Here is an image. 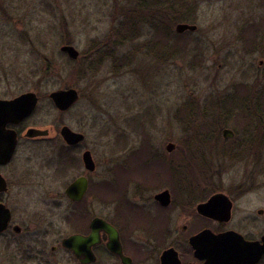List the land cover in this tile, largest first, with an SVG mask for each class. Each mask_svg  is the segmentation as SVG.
I'll return each instance as SVG.
<instances>
[{
	"label": "flooded vegetation",
	"instance_id": "af4514ba",
	"mask_svg": "<svg viewBox=\"0 0 264 264\" xmlns=\"http://www.w3.org/2000/svg\"><path fill=\"white\" fill-rule=\"evenodd\" d=\"M47 2L43 3L49 10ZM7 10L2 13L8 14ZM26 21L24 18L22 22ZM29 24L26 22V26ZM55 28L53 25L46 31ZM262 29L239 28L235 44L238 50L230 51L227 59L238 57L232 64L236 71H242L227 88L220 87L217 104L207 107L217 120L210 125L182 123L185 131L200 129L204 136L185 137L178 144L168 142L166 153L148 141L152 153L146 160L152 163L144 162L153 169L150 185H144L137 174L126 181L122 177L121 190L110 186L108 179L94 181L98 162L84 133L69 127L84 135L82 141L69 144L61 134L66 125L55 128L34 122L41 102L37 92L0 93V264H264V228L256 236L245 233L254 226L264 227V209L254 210L251 206L256 186L246 179L225 192L204 186L208 177L205 171L189 170L197 164L204 166L208 154L223 152L236 161L235 165L246 166L264 157V68L254 75L253 64H247V57H264ZM197 30L198 26L195 31L178 34ZM22 31L26 44L34 45L37 37ZM56 33L52 32L54 37ZM64 46L74 45L65 42L61 52L79 64L81 53L74 60L62 51ZM157 46L161 51L157 52ZM144 51L150 60L153 56L172 57L167 44L162 47L155 41L148 42ZM258 65L263 67L264 60ZM29 93L36 98L30 114L25 112L23 101L16 103ZM52 93L50 101L62 112L52 100ZM220 98L229 99L230 104L222 105ZM185 104L193 103L185 102L180 108L184 109ZM220 119L234 122L236 128L229 129L225 121L217 125ZM31 130L47 134L30 135ZM145 145V139H141V148ZM170 145H174L171 150ZM37 151L41 158L34 160L29 154ZM86 152L92 154L94 170L84 162ZM119 163L124 167L123 161ZM190 173L199 174L202 184ZM129 180L132 185L126 184ZM79 181L70 196L68 189ZM163 193L167 195L158 198ZM214 198L220 200L210 204ZM61 223L69 229H61ZM217 237L231 238L232 249H213ZM71 238L75 239L66 246L65 241ZM50 239H56L57 244L47 253L40 246L47 247Z\"/></svg>",
	"mask_w": 264,
	"mask_h": 264
},
{
	"label": "rangeland",
	"instance_id": "374dc122",
	"mask_svg": "<svg viewBox=\"0 0 264 264\" xmlns=\"http://www.w3.org/2000/svg\"><path fill=\"white\" fill-rule=\"evenodd\" d=\"M32 1L0 0V93L37 92L41 102L33 121L45 127L66 125L84 133L98 162L94 181L108 179L110 186L120 190L122 177L126 181L134 174L145 181L144 185H150L151 169L144 162L148 145L133 156L141 148V139L151 140L159 152L166 153L168 142L178 144L190 136L191 132L182 125V117L186 118L177 114L185 102L199 104V110L206 113L201 112L198 125L217 120L207 107L221 93L220 87L227 88L242 71H236L232 64L238 57L227 59L238 50L235 44L239 28H264V0ZM4 9L8 14L2 13ZM24 18L32 25L26 26ZM181 23L198 26L196 32L184 34L189 45L181 56H153L150 60L144 55L146 44L154 41L156 27H169V37L177 39L176 26ZM23 24L26 27L21 29ZM53 25L55 37L46 31ZM22 30L37 37L34 45L26 44ZM65 42H71L81 53L79 64L61 52ZM173 43L172 40L170 44ZM158 44L164 47L163 42ZM247 60L248 65L253 64L254 75L264 68L258 65L263 55ZM67 89L78 92V102L70 110L59 112L49 95ZM224 121L229 129L236 128L228 119H220L217 125ZM38 151L30 152V157L40 159ZM120 161L124 167L118 168ZM203 163L189 170L205 171L208 177L204 186L228 192L247 179L256 186L251 206L254 210L264 209V157L248 166L235 165L236 161L222 152L208 154ZM190 174L194 181L201 180L199 174ZM130 182L126 184L132 185ZM61 224L64 231L69 229ZM261 228L264 227L254 226L245 233L256 236ZM46 243L47 247L40 248L51 253L57 241L50 239Z\"/></svg>",
	"mask_w": 264,
	"mask_h": 264
},
{
	"label": "water",
	"instance_id": "95a60500",
	"mask_svg": "<svg viewBox=\"0 0 264 264\" xmlns=\"http://www.w3.org/2000/svg\"><path fill=\"white\" fill-rule=\"evenodd\" d=\"M196 29H197L196 25H190V24H186V23L178 24L176 27L177 33H184L186 31H195ZM62 51L67 53L69 55V57L74 59V60L78 59V57H79V51L74 46H64L62 48ZM51 98L54 101L56 107L60 111L65 112V111H68L77 102V100L79 98V94L75 89L59 90V91L52 93ZM22 101H23V103L26 104L25 112L30 114L36 106V98H35L34 94H32V93L26 94V95L20 97L16 101V103L18 104ZM228 133H229V131L226 132V135ZM33 134H47V133L43 132V131L31 130L30 135H33ZM61 134H62V137L65 139V141L69 144H75V143H78L84 139L83 134L76 133V132L72 131L67 126H65L62 129ZM169 148L171 150V148H174V145H170ZM84 162H85L87 168L94 170L95 165H94V161H93L91 152H86L84 154ZM78 184H80V181L78 183H76V185H73L68 189V194L70 196H72L71 193L73 194V191L75 190V186H77ZM84 189H85V187H84ZM165 195H167V193L161 194V196H159L158 198H163ZM218 200H220V199L214 198L210 202V204H212L213 202H216ZM109 231L111 233H113L111 228H109ZM74 239L75 238H71V239L66 240L65 245L70 246V243ZM230 243H231V238L225 240L222 237H217V238H215V245H214L213 249H216V250L221 251V252H224L225 250H231L232 246H230ZM195 248L200 249V245L195 244ZM263 250H264V246H263Z\"/></svg>",
	"mask_w": 264,
	"mask_h": 264
},
{
	"label": "trees",
	"instance_id": "16d2710c",
	"mask_svg": "<svg viewBox=\"0 0 264 264\" xmlns=\"http://www.w3.org/2000/svg\"><path fill=\"white\" fill-rule=\"evenodd\" d=\"M170 10V9H169ZM170 16V15H169ZM156 27V26H155ZM157 28V32H156V36H155V38L154 39H152V40H156V42L157 43H159V42H163L164 44H167V46H169L170 48H171V54H172V56L173 55H180L181 56V54H183L186 50H187V47H188V41H186V40H184V35H177V39H175V38H170L169 36L171 35L170 34V32H167V30H168V28H167V30H165V28L164 27H156ZM164 29V30H163ZM160 31H163V34H160ZM161 36H163L164 38H163V41H158V39L159 38H161ZM170 38V42L173 40L174 41V43L173 44H170V42L169 41H167V39H169ZM175 39V40H174ZM157 52L158 51H161V49H160V47L159 46H157ZM196 64H199V63H196ZM122 65V64H121ZM217 100H215V101H213L212 102V104H211V106H215L216 104H217V102H216ZM222 105H229L230 103H229V99H226V100H223V102L221 103ZM199 108H202L201 106H199V104H196V105H192V104H185V107H184V109H181L180 108V110L177 112V114H183V116L186 118V119H183V117H182V119L181 120H184L182 123H184L185 125H190V124H193V123H197V119H198V117H200V115L202 116V113H204L203 111H200L199 110ZM202 112V113H201ZM209 111L207 112V115H209ZM204 114H206V113H204ZM208 120V119H207ZM189 131L190 132H192V134H190V136L189 137H202V136H204V135H201L200 134V132L202 131V130H200V129H197L196 130V128H194L193 130H190L189 129ZM194 132H195V134H194ZM145 138V137H144ZM147 143V145H148V141H146L145 140V144ZM145 147V146H144ZM144 147H143V149H144ZM142 148L138 151V152H136V153H134L133 154V156L134 155H137V154H139L140 153V151L141 150H143ZM146 149H148V148H146ZM150 154L152 153L149 149L147 150ZM146 162L147 163H152V162H150L149 161V159H147L146 160ZM149 167V166H148ZM118 168H120V166L118 167ZM150 169H151V171L153 170L151 167H149Z\"/></svg>",
	"mask_w": 264,
	"mask_h": 264
}]
</instances>
